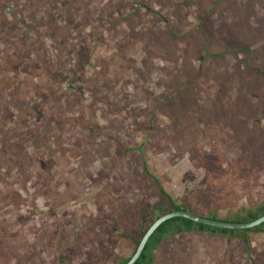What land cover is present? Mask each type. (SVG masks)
<instances>
[{
    "label": "rangeland",
    "instance_id": "obj_1",
    "mask_svg": "<svg viewBox=\"0 0 264 264\" xmlns=\"http://www.w3.org/2000/svg\"><path fill=\"white\" fill-rule=\"evenodd\" d=\"M263 18L264 0H0V264H125L168 211L146 170L245 222L264 203ZM246 230L168 235L154 264H264V227Z\"/></svg>",
    "mask_w": 264,
    "mask_h": 264
},
{
    "label": "trees",
    "instance_id": "obj_2",
    "mask_svg": "<svg viewBox=\"0 0 264 264\" xmlns=\"http://www.w3.org/2000/svg\"><path fill=\"white\" fill-rule=\"evenodd\" d=\"M263 22H264V19H263ZM261 25L263 28L264 24L261 23ZM254 36H255L256 40H258L259 42L264 41V32H262V29H260V31H256ZM213 47L214 46H212L211 44L207 47V53H209V56L212 55L213 52L215 53V51H212V49H214ZM249 50H252V49L249 48ZM203 66L204 65L202 63L200 68H202ZM197 69H199V67ZM252 69H255L256 72H259L261 70V68H260V70L258 69V66H255L251 63H247L246 64V70L249 72ZM254 84L255 83H252V84H250V86L253 87ZM256 96H258V95H256ZM245 99H247V98L245 97ZM262 101H263V105H264V100H262ZM258 105H260V102ZM146 169H147V167H146ZM146 172L157 182V184L160 188V191L162 192V194L164 195V197L167 200V204H165V206L162 207L163 210L168 209V211H165L166 213L171 212V211H177V210H185V211H189V212H192L194 214L200 215L199 213L194 211L191 207L177 204L174 201V199L165 191V189L163 188V186L161 184V181L156 176L151 175V173H149L148 170H146ZM262 215H264V203L261 204L260 206H258L255 210H251L248 213H246L245 216H238V218L236 220H244L245 222H249V221H252V220L259 218ZM200 216L218 220V218L215 216H212V217L206 216V215H200ZM229 222H234V221H229ZM263 227H264V223L261 224L260 226L256 227V228H263ZM226 230H228V229L215 228L212 226L195 223V222H193L187 218L175 217L173 219L166 221L152 235V237L150 238L141 258L137 261L136 264H154V256H153L154 249L163 240V238L168 236V235L173 236V235H176L178 232H182V231H185V232H192V231L226 232ZM249 231H251V229L246 230V232H249Z\"/></svg>",
    "mask_w": 264,
    "mask_h": 264
},
{
    "label": "water",
    "instance_id": "obj_3",
    "mask_svg": "<svg viewBox=\"0 0 264 264\" xmlns=\"http://www.w3.org/2000/svg\"><path fill=\"white\" fill-rule=\"evenodd\" d=\"M175 217H183V218H187L198 224H204V225L212 226L215 228H223V229H252L264 223V215L260 216L259 218L255 220L249 221V222L235 223V222H227V221L202 217L200 215H197L192 212L185 211V210L171 211V212L165 213L162 216L158 217L152 223V225L148 228V230L142 237L135 253L125 264H136L137 261L141 258L152 235L166 221L173 219Z\"/></svg>",
    "mask_w": 264,
    "mask_h": 264
},
{
    "label": "crops",
    "instance_id": "obj_4",
    "mask_svg": "<svg viewBox=\"0 0 264 264\" xmlns=\"http://www.w3.org/2000/svg\"><path fill=\"white\" fill-rule=\"evenodd\" d=\"M264 19V18H263ZM226 253V256L224 257V258H229V260L231 259V257L232 256H229L230 254H229V251H226V252H224V254ZM224 254H223V256H224ZM234 260H233V263L234 264H246V258H244L243 256H242V254H240L239 256H237V257H235V258H233ZM232 260V259H231Z\"/></svg>",
    "mask_w": 264,
    "mask_h": 264
}]
</instances>
